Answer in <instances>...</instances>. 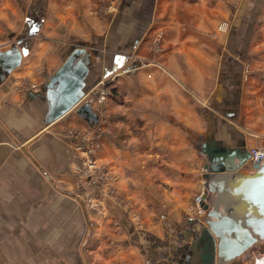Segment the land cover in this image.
Listing matches in <instances>:
<instances>
[{"label":"crops","instance_id":"obj_1","mask_svg":"<svg viewBox=\"0 0 264 264\" xmlns=\"http://www.w3.org/2000/svg\"><path fill=\"white\" fill-rule=\"evenodd\" d=\"M95 2L0 0V264H264V159L249 154L264 141V0H123L110 20L90 13ZM129 13L141 22V156L113 136L101 153L144 224L107 253L102 237L89 260L75 128L99 122L88 90L137 63L121 40ZM71 56L88 68L85 96L48 120L49 84Z\"/></svg>","mask_w":264,"mask_h":264},{"label":"rangeland","instance_id":"obj_2","mask_svg":"<svg viewBox=\"0 0 264 264\" xmlns=\"http://www.w3.org/2000/svg\"><path fill=\"white\" fill-rule=\"evenodd\" d=\"M122 3L123 0H96L90 13L103 18L110 17V19L116 18L117 15L120 17L123 14ZM129 14L131 16H123H127V20H122L119 24H123L125 29L121 40L126 42L123 50L131 57L129 63L133 58H136L137 63L131 65L129 72L127 70L118 72V76L120 78L128 76L127 80L132 84L129 82L125 85L116 74L102 77L88 90L84 98L86 102L93 101V103L90 102L99 114V122L96 126H86L88 130L81 127L75 128V133H80L82 143H85L86 147L92 146V140L98 143L95 145L97 148L90 152H85V146L81 149L82 151L76 147L81 159L73 166L76 180L72 187L75 194L80 197H76V200L83 206V254L86 253L89 260L91 246L92 248L99 246L102 243L100 242L102 237L107 241L102 243L101 251L107 253L112 249L111 246L115 247L117 243H123V237L127 234L129 225H133L134 230L139 231L144 224L141 202L132 195L133 192L129 191L128 187L126 188L125 178H122L119 168L111 161H107L101 153L103 138L113 136L119 141L120 149L123 146L126 150H130L134 159L141 156V22L137 21L131 13ZM221 24H227V27L223 29ZM228 26L229 21L225 20L217 25V29L226 30ZM154 30L148 32L145 37L147 49L153 52L157 48L163 49L162 33L160 30ZM248 71L250 72V68ZM263 143L264 141L254 146ZM88 158H92L93 163H90ZM135 166V174L138 175L136 180L141 182V164ZM129 168L130 166L126 167V169ZM128 185L131 186L130 182ZM202 186H205L203 181L200 182L199 190L193 198L192 210L196 213H198L196 196L201 192ZM96 238L98 240H95ZM84 257L83 255V259ZM84 262L86 264L85 259ZM147 263L150 264L148 260Z\"/></svg>","mask_w":264,"mask_h":264},{"label":"water","instance_id":"obj_3","mask_svg":"<svg viewBox=\"0 0 264 264\" xmlns=\"http://www.w3.org/2000/svg\"><path fill=\"white\" fill-rule=\"evenodd\" d=\"M74 58L75 56H71L59 68L49 84L54 88L50 90L51 97L54 99L50 100L48 120L60 116L85 96L84 87L86 82L84 79L88 68L83 64L74 65ZM86 104L90 105L88 102ZM254 163L256 166L260 164L259 162Z\"/></svg>","mask_w":264,"mask_h":264},{"label":"built area","instance_id":"obj_4","mask_svg":"<svg viewBox=\"0 0 264 264\" xmlns=\"http://www.w3.org/2000/svg\"><path fill=\"white\" fill-rule=\"evenodd\" d=\"M226 27H227V24H221V28L225 29ZM102 99H103V96L101 97V100ZM90 101L93 103L92 100H90ZM77 135H78V138L79 137L80 138H79V142H77L76 147L81 150V149H83V146H85V143H82V138H81L80 133L79 134L77 133ZM97 144L98 143L96 140H92V146H88V147L85 146L84 147V148H86L85 152L94 151L95 147L97 148V146H95ZM249 154H250L251 159L254 162L262 161L264 159V143L261 145H258V146L251 147L249 149ZM88 159H89L90 163H93L92 158H88ZM203 184H205V181L203 182ZM205 192H206V186H202L201 192L196 196V210H197L198 214L204 213V211H205L204 204H203Z\"/></svg>","mask_w":264,"mask_h":264},{"label":"bare ground","instance_id":"obj_5","mask_svg":"<svg viewBox=\"0 0 264 264\" xmlns=\"http://www.w3.org/2000/svg\"><path fill=\"white\" fill-rule=\"evenodd\" d=\"M90 102V101H89ZM93 107V106H92ZM86 130V129H85ZM88 130V129H87ZM80 138V137H79Z\"/></svg>","mask_w":264,"mask_h":264}]
</instances>
